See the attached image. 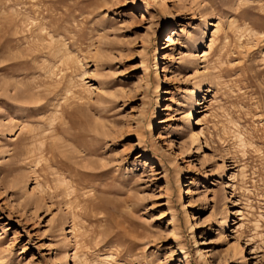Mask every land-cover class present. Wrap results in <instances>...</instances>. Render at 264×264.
Returning a JSON list of instances; mask_svg holds the SVG:
<instances>
[{
	"label": "rangeland",
	"instance_id": "obj_1",
	"mask_svg": "<svg viewBox=\"0 0 264 264\" xmlns=\"http://www.w3.org/2000/svg\"><path fill=\"white\" fill-rule=\"evenodd\" d=\"M162 1L0 0V264H264V0Z\"/></svg>",
	"mask_w": 264,
	"mask_h": 264
},
{
	"label": "bare ground",
	"instance_id": "obj_2",
	"mask_svg": "<svg viewBox=\"0 0 264 264\" xmlns=\"http://www.w3.org/2000/svg\"><path fill=\"white\" fill-rule=\"evenodd\" d=\"M165 5V0H163L162 1V6H164ZM200 90H202L201 88H200ZM200 90H199V92H200ZM207 92V91H206ZM202 93V92H201ZM204 93V92H203ZM194 103V102H193ZM192 103V104H193ZM195 104V103H194ZM194 106V105H193ZM195 111V110H194ZM194 115V114H193ZM202 119V118H201ZM190 125H193V123H197L198 121H200V118L198 119L197 117H190ZM201 122V121H200ZM199 123V122H198ZM189 125V129H190V126ZM193 127H194V125H193ZM188 129V128H187ZM191 130H192V128H191ZM203 134V132L201 133V132H199V131H195V129L194 130H192V133H191V139L193 140V142H195V141H197V140H200L199 139V137H200V135H202ZM203 137V136H202Z\"/></svg>",
	"mask_w": 264,
	"mask_h": 264
}]
</instances>
